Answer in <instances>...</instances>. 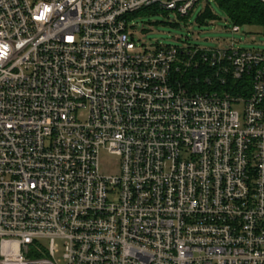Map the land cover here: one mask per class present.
<instances>
[{
    "label": "built area",
    "instance_id": "obj_1",
    "mask_svg": "<svg viewBox=\"0 0 264 264\" xmlns=\"http://www.w3.org/2000/svg\"><path fill=\"white\" fill-rule=\"evenodd\" d=\"M199 1L0 0V264H264V51L131 34Z\"/></svg>",
    "mask_w": 264,
    "mask_h": 264
},
{
    "label": "rangeland",
    "instance_id": "obj_2",
    "mask_svg": "<svg viewBox=\"0 0 264 264\" xmlns=\"http://www.w3.org/2000/svg\"><path fill=\"white\" fill-rule=\"evenodd\" d=\"M34 2V0H30ZM210 9L214 19L200 16ZM131 34L139 44L184 48L189 43L202 49L224 50L235 44L236 49L264 51V34L261 28L242 27L238 33L231 31L233 25L213 0H201L188 16L181 17L175 11L154 12L147 9L130 21ZM104 167L117 163L118 158L103 155Z\"/></svg>",
    "mask_w": 264,
    "mask_h": 264
},
{
    "label": "trees",
    "instance_id": "obj_3",
    "mask_svg": "<svg viewBox=\"0 0 264 264\" xmlns=\"http://www.w3.org/2000/svg\"><path fill=\"white\" fill-rule=\"evenodd\" d=\"M217 3L223 13L226 15L227 19L231 21L233 26L242 27H256L261 28L262 33L264 34V3L261 0H213ZM154 12L158 9L156 7L147 9ZM143 11V10H142ZM141 12V11H139ZM139 13L133 14L130 16L129 20L131 21ZM202 19H214L215 15L212 14L209 8L200 16ZM212 73L207 67H201V69H192L188 74L187 79H192L196 75L199 76L200 81L197 88L200 90L207 89L206 82L204 79ZM215 81V80H214ZM193 82V81H192ZM216 82V81H215ZM218 84V83H216ZM215 84V85H216ZM196 84H194L195 86ZM232 85V82H229L224 89H228Z\"/></svg>",
    "mask_w": 264,
    "mask_h": 264
}]
</instances>
